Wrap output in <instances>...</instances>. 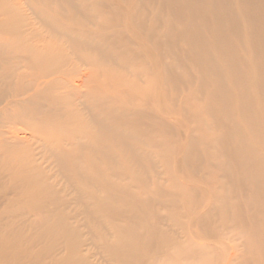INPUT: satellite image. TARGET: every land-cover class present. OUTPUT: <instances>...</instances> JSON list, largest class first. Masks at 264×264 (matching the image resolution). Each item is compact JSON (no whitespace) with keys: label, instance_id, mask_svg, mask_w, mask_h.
I'll return each instance as SVG.
<instances>
[{"label":"bare ground","instance_id":"obj_1","mask_svg":"<svg viewBox=\"0 0 264 264\" xmlns=\"http://www.w3.org/2000/svg\"><path fill=\"white\" fill-rule=\"evenodd\" d=\"M0 264H264V0H0Z\"/></svg>","mask_w":264,"mask_h":264},{"label":"rangeland","instance_id":"obj_2","mask_svg":"<svg viewBox=\"0 0 264 264\" xmlns=\"http://www.w3.org/2000/svg\"><path fill=\"white\" fill-rule=\"evenodd\" d=\"M80 23V22H79Z\"/></svg>","mask_w":264,"mask_h":264}]
</instances>
